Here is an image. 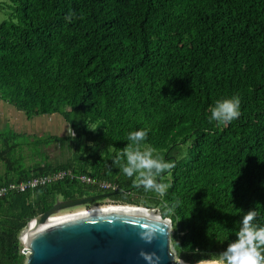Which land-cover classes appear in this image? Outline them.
I'll return each mask as SVG.
<instances>
[{"label": "trees", "instance_id": "1", "mask_svg": "<svg viewBox=\"0 0 264 264\" xmlns=\"http://www.w3.org/2000/svg\"><path fill=\"white\" fill-rule=\"evenodd\" d=\"M0 9V99L69 126L64 135L0 131V264H25L20 232L59 198L113 192L140 206L139 175L124 176L116 157L127 133L146 126L142 145L174 163L158 177L165 193L148 197L172 220L179 258L217 260L249 209L264 224V0H4ZM232 94L240 117L209 121ZM52 144L61 161L44 151ZM59 170L72 175L29 184Z\"/></svg>", "mask_w": 264, "mask_h": 264}, {"label": "water", "instance_id": "2", "mask_svg": "<svg viewBox=\"0 0 264 264\" xmlns=\"http://www.w3.org/2000/svg\"><path fill=\"white\" fill-rule=\"evenodd\" d=\"M112 195L102 192L76 199L59 198L50 209L30 219L19 236L25 264H149L140 255L141 250L156 253L158 264H183L172 248V220L163 217L159 208L137 205L125 211L101 210L49 223L53 214ZM146 216L165 222L152 221L163 231H158L151 242L139 235L141 226L148 222Z\"/></svg>", "mask_w": 264, "mask_h": 264}, {"label": "clouds", "instance_id": "3", "mask_svg": "<svg viewBox=\"0 0 264 264\" xmlns=\"http://www.w3.org/2000/svg\"><path fill=\"white\" fill-rule=\"evenodd\" d=\"M241 115V98L238 94H232L218 99L210 110L209 121L217 124H228L238 119ZM71 128V127H70ZM149 127L139 128L127 133V140L130 142L123 153H118L116 160L121 155L125 162L120 163V171L126 177H133L138 174L140 186L145 191H154L163 195L168 187L158 181V177L167 170L174 167V163L166 161L162 155L150 145H142L141 142L147 139ZM71 135L74 132L71 129ZM178 203V202H177ZM176 204H164L165 214L173 213ZM258 210L249 209L241 217L239 227L235 232V239L228 242L227 247L217 254V264H264V224L256 222ZM147 221L141 226L140 237L151 242L158 231H163L159 224L152 221H160L153 216H146ZM165 223V222H163ZM24 249V247H23ZM140 255L149 264H158L160 257L156 253H148L141 250Z\"/></svg>", "mask_w": 264, "mask_h": 264}, {"label": "rangeland", "instance_id": "4", "mask_svg": "<svg viewBox=\"0 0 264 264\" xmlns=\"http://www.w3.org/2000/svg\"><path fill=\"white\" fill-rule=\"evenodd\" d=\"M4 1V0H0ZM7 17L6 12L0 9V23L5 20ZM8 104V103H7ZM5 101L0 99V131L5 129L11 128L15 132L23 133V134H30V135H42V134H53V135H64L67 133V129L69 128L68 124L65 122L63 117L59 114L57 115H44L35 117L33 119H28L24 112L17 110L15 107L11 105H7ZM29 136V135H28ZM32 138V136H30ZM28 146H25V150H27ZM44 151L46 152L47 156L49 157L50 161H61L60 156L62 153L61 148L58 144H52L50 146H45ZM31 157L28 156L27 163H34V160L30 159ZM39 156L35 158L38 160ZM2 172V165L0 163V173ZM138 175V174H137ZM148 196L160 197L159 193L154 191H142V192H134L133 198L135 203L141 204L140 206L150 207L153 205L154 201H151V198ZM112 203H121L125 204L122 201L116 202L112 201L110 198L105 199L100 204H91L90 206H78L63 212L66 213H76L86 210L87 208L96 207V206H104L107 204ZM134 205V204H131ZM137 206V205H134ZM139 206V205H138ZM155 208V207H154ZM157 208V207H156ZM60 213V212H59ZM62 214V212H61ZM173 229V224H172ZM174 234V233H173ZM172 243V248L177 256L178 259L182 260L178 257V254L175 251V248ZM210 261V260H206ZM217 261V260H214Z\"/></svg>", "mask_w": 264, "mask_h": 264}, {"label": "built area", "instance_id": "5", "mask_svg": "<svg viewBox=\"0 0 264 264\" xmlns=\"http://www.w3.org/2000/svg\"><path fill=\"white\" fill-rule=\"evenodd\" d=\"M72 174L67 171H62V170H59L53 174H50V175H46V176H39V177H36L34 179H32L29 184L32 185V186H35L37 184H47L49 182H53V181H56V180H62L64 179L65 177L67 176H71ZM80 179L83 181V182H87V183H90V184H94V185H98L102 190H105V191H110V189H113V190H117L118 189V186L117 185H113L109 182H105V181H97L96 179L94 178H91L87 175H81L80 176ZM25 185L27 184H23L21 186V189H25ZM6 192V188H0V196L2 194H4Z\"/></svg>", "mask_w": 264, "mask_h": 264}, {"label": "bare ground", "instance_id": "6", "mask_svg": "<svg viewBox=\"0 0 264 264\" xmlns=\"http://www.w3.org/2000/svg\"><path fill=\"white\" fill-rule=\"evenodd\" d=\"M133 208L135 207L134 205H128V204H121V203H112V204H107V205H104V206H96V207H91L89 209H86V210H83L81 212H78L77 214L73 215V213L69 214L68 213H58V214H55V215H52L49 221V223H56V222H59V221H62V220H65V219H68V218H71V217H75V216H79V215H82V214H87V213H94L96 211H101V210H116V211H125L127 210L128 208ZM141 208H144V207H141ZM144 210V209H142ZM150 212V211H148ZM183 264H190V263H187L185 262L184 260L182 261ZM197 264H217V261H202L200 263H197Z\"/></svg>", "mask_w": 264, "mask_h": 264}, {"label": "flooded vegetation", "instance_id": "7", "mask_svg": "<svg viewBox=\"0 0 264 264\" xmlns=\"http://www.w3.org/2000/svg\"><path fill=\"white\" fill-rule=\"evenodd\" d=\"M111 199V198H110ZM105 199H101V200H98V201H95V202H91V203H88V204H85V205H87V206H90L91 204H100V203H102L103 201H104ZM112 200V199H111ZM85 205H82V206H85ZM94 207V206H93ZM88 209V208H87ZM62 213H66V212H63V211H61ZM60 212V213H61ZM56 214H58V213H56ZM69 214V213H68ZM71 214V213H70ZM53 215H55V214H53Z\"/></svg>", "mask_w": 264, "mask_h": 264}]
</instances>
